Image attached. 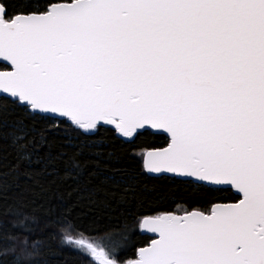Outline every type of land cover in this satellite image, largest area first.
<instances>
[{"label":"snow or ice","instance_id":"obj_1","mask_svg":"<svg viewBox=\"0 0 264 264\" xmlns=\"http://www.w3.org/2000/svg\"><path fill=\"white\" fill-rule=\"evenodd\" d=\"M153 130L166 146L143 145ZM51 131L110 136L200 197L142 214L132 170L122 226L93 238L63 219V245L121 264L139 229L156 238L123 264H264V0H0V140L28 159ZM36 224L0 232V264H30Z\"/></svg>","mask_w":264,"mask_h":264},{"label":"trees","instance_id":"obj_2","mask_svg":"<svg viewBox=\"0 0 264 264\" xmlns=\"http://www.w3.org/2000/svg\"><path fill=\"white\" fill-rule=\"evenodd\" d=\"M100 135L107 134L102 131ZM165 138L154 134L143 137L141 142L145 147H161L166 146ZM29 152L28 159L18 160L10 141L0 140V232L18 233L21 229L13 228V224L24 216L35 218L31 239H40L43 246L30 264H89V260L99 264L78 249L63 245V226L57 222L68 219L81 225L73 230V235L87 228L96 229L86 233L93 238L122 226L130 210L120 199L128 188L123 177L132 170L139 174L142 214L179 213L187 201L200 198L188 181L141 173L139 161L132 162L124 156L121 143L110 136L100 143L97 137L51 131L46 143H36ZM233 193L230 189L224 194ZM151 239L138 229L132 237L134 247L120 249L117 260L123 264L135 259L134 249L147 245ZM5 264H11V257Z\"/></svg>","mask_w":264,"mask_h":264},{"label":"water","instance_id":"obj_3","mask_svg":"<svg viewBox=\"0 0 264 264\" xmlns=\"http://www.w3.org/2000/svg\"><path fill=\"white\" fill-rule=\"evenodd\" d=\"M160 131L161 130H153V132L154 133H156V134H159L160 133ZM163 135V134H162ZM149 176H151V177H160V176H170V177H175V176H173V175H171V174H167V175H160V174H152V175H149ZM175 178H177V177H175ZM179 179V178H178ZM232 190V189H231ZM233 192L235 191V190H232ZM177 214H179V213H177ZM140 232L143 234V235H148V236H150L152 239H154V238H156V236H154V235H152V234H149V233H146L144 230H140ZM146 246V245H145ZM144 247V246H143Z\"/></svg>","mask_w":264,"mask_h":264},{"label":"rangeland","instance_id":"obj_4","mask_svg":"<svg viewBox=\"0 0 264 264\" xmlns=\"http://www.w3.org/2000/svg\"><path fill=\"white\" fill-rule=\"evenodd\" d=\"M181 212H182V209L179 211V214H181Z\"/></svg>","mask_w":264,"mask_h":264}]
</instances>
